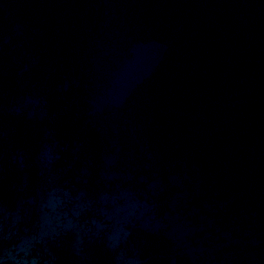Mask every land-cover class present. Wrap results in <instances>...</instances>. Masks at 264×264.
<instances>
[{
  "label": "water",
  "instance_id": "obj_1",
  "mask_svg": "<svg viewBox=\"0 0 264 264\" xmlns=\"http://www.w3.org/2000/svg\"><path fill=\"white\" fill-rule=\"evenodd\" d=\"M0 264H264V0H0Z\"/></svg>",
  "mask_w": 264,
  "mask_h": 264
}]
</instances>
